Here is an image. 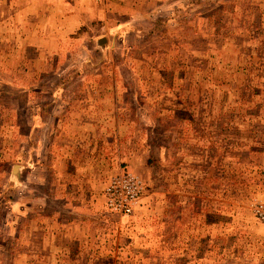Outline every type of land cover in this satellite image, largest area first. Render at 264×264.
<instances>
[{
	"label": "rangeland",
	"instance_id": "1",
	"mask_svg": "<svg viewBox=\"0 0 264 264\" xmlns=\"http://www.w3.org/2000/svg\"><path fill=\"white\" fill-rule=\"evenodd\" d=\"M255 203L264 0H0V264H264Z\"/></svg>",
	"mask_w": 264,
	"mask_h": 264
},
{
	"label": "built area",
	"instance_id": "2",
	"mask_svg": "<svg viewBox=\"0 0 264 264\" xmlns=\"http://www.w3.org/2000/svg\"><path fill=\"white\" fill-rule=\"evenodd\" d=\"M104 0H93L100 3ZM144 192V183L131 173L123 172L113 176L106 184L103 192L105 205L109 212L122 217H130L139 204ZM254 215L264 223V206L253 204Z\"/></svg>",
	"mask_w": 264,
	"mask_h": 264
},
{
	"label": "crops",
	"instance_id": "3",
	"mask_svg": "<svg viewBox=\"0 0 264 264\" xmlns=\"http://www.w3.org/2000/svg\"><path fill=\"white\" fill-rule=\"evenodd\" d=\"M48 90H53V89L49 88ZM33 101H35V99ZM52 101L53 102L47 103V104H44V103L40 104L38 102L33 104L35 106V108L37 109V112L34 111L35 113H33V115H32L31 121L34 125L32 126L33 128H32L31 134H33L36 131L37 124H39V123H41V124L42 123L43 124H53V123L59 124V123L69 122L70 119L68 118L67 114H65L66 110H62L59 103L53 104L54 100H52ZM100 103H101L100 104L101 107H106V108L108 107V105L106 104L105 101L100 102ZM82 114L79 116H76L79 120L77 118H74L70 122H73L74 124H77L80 121L82 122L83 121ZM89 119L92 121L94 119V115H91L89 117ZM48 128L51 129V126L49 125ZM74 144H76V143H74ZM60 153H62V154L66 153V155L69 154L68 151H66L64 148L57 150V154H60Z\"/></svg>",
	"mask_w": 264,
	"mask_h": 264
}]
</instances>
